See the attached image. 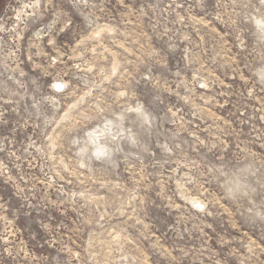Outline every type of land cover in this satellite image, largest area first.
<instances>
[{"label":"rangeland","instance_id":"obj_1","mask_svg":"<svg viewBox=\"0 0 264 264\" xmlns=\"http://www.w3.org/2000/svg\"><path fill=\"white\" fill-rule=\"evenodd\" d=\"M0 264H264V0H0Z\"/></svg>","mask_w":264,"mask_h":264},{"label":"bare ground","instance_id":"obj_2","mask_svg":"<svg viewBox=\"0 0 264 264\" xmlns=\"http://www.w3.org/2000/svg\"><path fill=\"white\" fill-rule=\"evenodd\" d=\"M56 82H59V81H56ZM59 84H60V82H59Z\"/></svg>","mask_w":264,"mask_h":264}]
</instances>
